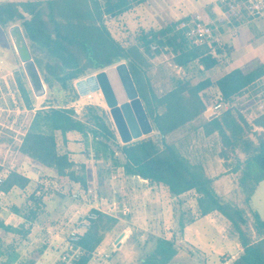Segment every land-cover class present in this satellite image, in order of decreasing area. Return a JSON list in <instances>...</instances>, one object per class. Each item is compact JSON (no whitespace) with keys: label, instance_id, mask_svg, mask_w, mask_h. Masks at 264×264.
Segmentation results:
<instances>
[{"label":"trees","instance_id":"obj_1","mask_svg":"<svg viewBox=\"0 0 264 264\" xmlns=\"http://www.w3.org/2000/svg\"><path fill=\"white\" fill-rule=\"evenodd\" d=\"M142 1H0V25L3 28L18 23L22 26L44 83L48 89H59L67 97L62 104L51 101L44 103L43 108L34 110L30 95L32 89L25 71L22 68L16 72L14 91L17 93V105L21 103L23 105L19 106L29 111L16 146L17 152L38 165L54 170L58 176L79 181L87 187L84 176L75 173V162L70 154L60 151L57 134L65 137L67 133L77 131L88 137L92 132L97 154L105 158L113 157L114 165L122 167L127 176H138L162 184L175 196L194 192L200 216L215 212L222 215L242 246L230 264H264V218L254 210L250 218L243 208L222 201L202 163L192 162L174 143L167 141V136L191 128L192 123L200 119L196 130L202 128L205 135L218 133L223 158H227L228 148L239 150L246 156L240 177L241 186L253 183L254 187L264 180V113L251 124L233 106L217 116H205L210 102L205 97L206 91L211 87H216L228 104H234L248 88H252L251 92L260 89L264 60L236 68L216 82L172 76L171 87L159 93L150 73L153 59L158 55L167 53L175 66L185 69L193 64L200 71L216 66L225 55L219 45L214 44L213 49L207 44H198L185 31L176 30L178 22L142 32L134 43L123 44L108 28L106 16L115 17ZM230 50L228 48L227 53ZM122 61L129 67L155 132L118 145L124 160L115 157L108 144L110 140L115 142L117 134L107 120L108 114L104 109H98L91 117L82 120L72 107H65L80 96L74 86L76 80ZM85 108L94 109L91 105ZM22 118V115L18 116L19 123ZM255 126L263 130L256 133ZM251 134L256 135L255 139ZM31 182L30 178L13 169L6 173L1 187L9 192L14 188L25 189ZM36 201L40 202L39 199ZM13 209L19 212L17 207ZM35 210L30 209L23 218L34 220ZM116 223V217L100 213L91 227L72 243V248L67 252L71 260L58 264H91L93 252ZM23 229V223L15 226L6 223L0 216V264H14L19 259L15 247L13 244L6 245L3 235H24ZM76 250L79 252L75 253ZM177 254L173 240L157 237L154 250L144 264H169ZM24 264H35V260Z\"/></svg>","mask_w":264,"mask_h":264},{"label":"rangeland","instance_id":"obj_2","mask_svg":"<svg viewBox=\"0 0 264 264\" xmlns=\"http://www.w3.org/2000/svg\"><path fill=\"white\" fill-rule=\"evenodd\" d=\"M217 2L218 0H143L115 17L106 16V24L116 39L129 45L134 43L142 32L178 22L198 10L211 14V6ZM209 4L211 6L207 7ZM9 28L0 25V166L3 170L0 175L5 177L8 171L19 169L36 179L35 183L25 189L14 188L12 193L3 199L7 210L2 211L1 216L5 221L8 215L16 213L24 217L29 214L30 209H36V218L32 221L27 220L23 229L24 235H3L5 244H13L18 253L19 259L14 264H24L30 260H35V264L68 263L71 260L67 254L70 248L64 242L60 245V241L68 239L70 230L81 215L95 203L98 207L111 212L110 216L116 217L117 223L106 233L104 241L99 246L102 251L109 254V257H101L91 264H144L154 250L156 238L163 236H169L178 249V254L169 264H230L242 250V246L236 235L231 232L229 222L222 215L215 212L212 213L213 217L209 222H205V219L201 221L205 233L200 237L204 241L197 244L195 229L196 220L200 215L196 194L191 192L177 199L169 197L162 205V202L156 201L158 193L155 194L156 198H152L150 192L146 194L142 189L147 184L127 176L122 167L114 165L113 157L105 158L97 154L92 132H89L88 137L77 131L69 132L65 137L60 133L57 135L60 151L70 154L75 162V173L84 176L87 187L82 186L79 181L65 176L60 177L54 170L26 160L17 152L16 146L20 142L29 111L26 107L19 106L23 104L17 105L16 101L14 76L23 66L16 54ZM150 73L159 93L171 87L172 76H182L195 81L198 79L196 66L191 64L184 69V73L179 74L171 55L167 53L153 59ZM78 80L74 82V86L79 91L76 84ZM30 95L34 110L43 108L44 103L51 101L62 104L67 98L63 91L50 90L47 85L44 95L37 97L33 91ZM205 97L210 100L207 104L210 106L215 103L218 95L210 89ZM88 105L94 109L87 110L85 107ZM231 106L235 107V111L240 112L250 124L253 123L256 117L264 113L263 86L254 92L241 95L234 104H226L223 110ZM65 107H72L82 120L91 117L98 109H104L108 114L107 120L117 134L115 142L110 140L108 144L113 149L114 156L124 160L118 147L123 143L100 90L80 95L77 100L69 102ZM20 115L23 118L19 123ZM211 115L210 109H206L205 116L214 117ZM196 123L199 125L201 120H195L191 128L167 136V141L174 143L192 162L204 163L207 173L213 176L214 180L219 179L220 183L216 184V187L222 201L243 208L250 218L252 210L264 218V183L260 181L261 183L254 184V187L253 183L245 186H241L240 183L246 156L239 150L228 148L227 158H223L220 136L216 133L218 137L204 138L202 128L196 130ZM255 131L260 133L262 129L255 126ZM251 136L253 139L256 137L254 134ZM196 143L199 145L198 152ZM225 170L228 171L224 174ZM224 175H229V178L221 181ZM89 187L96 197H87L79 201L72 198L74 189ZM37 191L39 192L36 194ZM37 199L40 202H37ZM14 207H17L19 212H15ZM187 226H192V229L186 230ZM63 255H67V259H63Z\"/></svg>","mask_w":264,"mask_h":264},{"label":"crops","instance_id":"obj_3","mask_svg":"<svg viewBox=\"0 0 264 264\" xmlns=\"http://www.w3.org/2000/svg\"><path fill=\"white\" fill-rule=\"evenodd\" d=\"M209 4L207 7H210ZM211 14L206 11V13H202V11L198 10L194 14H200L206 21L212 22L215 26L218 27V34L216 35V39L213 43V49L214 44L219 45L220 50L222 53H224L225 57L218 62V64L208 70L200 71L196 68V81H201L204 79H210L212 82H216L218 79H220L225 74L229 73L230 71L236 69V68H244L248 66L250 63L256 60H264V18L254 19V18H244L242 20H239L237 18L231 17L229 14H227L225 7H223V4L221 3V0H218V2L215 5L211 6ZM193 15V14H192ZM228 48L231 49L230 52L227 53ZM210 89L214 90V92H217V95L220 96L218 90L216 87H211ZM208 89V90H210ZM252 88H248L244 93L247 94L248 92L251 93ZM208 90L206 92H208ZM196 123V127H198ZM258 128V127H257ZM199 129V128H198ZM262 129V128H261ZM263 130V129H262ZM203 132V131H202ZM217 132H214L210 135L202 134L204 138L216 136ZM218 134V133H217ZM58 135V134H57ZM218 137V136H216ZM197 146H199L196 143V152H198ZM26 160H31L30 158L24 156ZM25 159L24 162H25ZM220 160V159H219ZM32 161V160H31ZM33 162V161H32ZM35 163V162H33ZM36 164V163H35ZM38 165V164H37ZM202 165L205 167V164L202 163ZM206 169V168H205ZM26 177L30 178L32 180L31 184L35 183L36 179L32 175L25 174L24 172H21L19 169H14ZM228 170L224 171V174ZM207 172V171H206ZM208 174V173H207ZM209 175V174H208ZM213 180L214 188L218 195L219 189L216 187V184H219V179L214 180V177L209 175ZM132 178H136L139 181L144 182L147 185H144L143 191L147 193H152L151 197L156 198L155 194L158 193L156 201L162 202V205L165 203V199L169 197H173L174 199L182 198L189 193H184L178 196L172 195L169 191V189L162 185L157 184L154 182H151L147 179H143L138 176H130ZM229 178V175H224L221 179V181H226ZM262 184L264 183V180L261 181ZM260 182V183H261ZM30 184V185H31ZM13 189L9 192H7V195L12 193ZM39 191L36 192V194ZM6 195V196H7ZM160 197V198H159ZM6 198V197H5ZM166 201V203L168 202ZM4 203V202H3ZM89 208H100L98 205L92 204ZM88 211V210H87ZM86 211V212H87ZM85 212V213H86ZM83 213V214H85ZM260 215V214H259ZM1 216V215H0ZM82 216V215H81ZM80 216V217H81ZM79 217V218H80ZM213 217L212 214L206 215V216H200L196 220V243L201 244L203 243L202 237H200L203 233H205V230L203 228V225L201 227V221L204 220L205 222H209ZM7 219L11 218L14 222L11 220L6 219V223H13V225H18L23 223L24 226H26L27 220H25L22 216L19 214H12V216L8 215L6 217ZM188 227V226H187ZM212 227V226H211ZM192 229V226H189L186 230ZM185 231V230H184ZM186 232V231H185ZM166 239H171L169 236H163ZM127 238V237H126ZM126 240V239H125ZM172 240V239H171ZM63 245V240L60 241V245ZM58 245V246H60ZM100 249V247L98 248Z\"/></svg>","mask_w":264,"mask_h":264},{"label":"water","instance_id":"obj_4","mask_svg":"<svg viewBox=\"0 0 264 264\" xmlns=\"http://www.w3.org/2000/svg\"><path fill=\"white\" fill-rule=\"evenodd\" d=\"M9 33L34 95H44L46 85L34 61L22 26L11 25ZM76 84L80 95L89 91H101L123 144L154 132L153 124L125 61L100 69L95 74L81 78Z\"/></svg>","mask_w":264,"mask_h":264},{"label":"built area","instance_id":"obj_5","mask_svg":"<svg viewBox=\"0 0 264 264\" xmlns=\"http://www.w3.org/2000/svg\"><path fill=\"white\" fill-rule=\"evenodd\" d=\"M221 3L223 4V7H225L227 14L239 20L244 18H264V0H221ZM175 28L176 30L185 31L186 34L189 37H192L196 43L207 44L211 48H213V43L218 34V27L212 22L206 21L200 14H193L189 17L180 19ZM176 68L178 69V72L184 73V69L180 66H176ZM260 86H263L264 91V77L260 81ZM226 104L228 105L220 95L215 103L208 106L207 109H210L211 116H217L221 113ZM3 181L4 177L0 175V215L2 211L7 210L3 203V199L7 195V192L1 187ZM71 196L76 201L87 197H96L90 187L84 189L76 188L73 190ZM113 204L115 205V202H113ZM100 213L111 215V212L102 208H92L88 210L70 230L68 239L63 240L64 244L71 249L72 243L77 241L81 235L91 227L92 223L99 218ZM78 252L79 251L76 250L75 253ZM101 257H109V254L105 253L104 250L102 251L97 248L92 254L91 263H94ZM63 259H67V255H63Z\"/></svg>","mask_w":264,"mask_h":264}]
</instances>
